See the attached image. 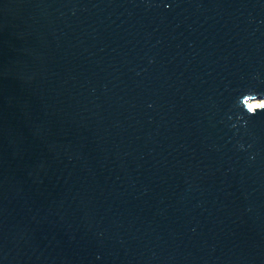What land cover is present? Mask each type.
<instances>
[{
  "label": "water",
  "instance_id": "water-1",
  "mask_svg": "<svg viewBox=\"0 0 264 264\" xmlns=\"http://www.w3.org/2000/svg\"><path fill=\"white\" fill-rule=\"evenodd\" d=\"M249 89L264 0H0V264H264Z\"/></svg>",
  "mask_w": 264,
  "mask_h": 264
},
{
  "label": "clouds",
  "instance_id": "clouds-1",
  "mask_svg": "<svg viewBox=\"0 0 264 264\" xmlns=\"http://www.w3.org/2000/svg\"><path fill=\"white\" fill-rule=\"evenodd\" d=\"M233 108L236 110V115L235 122L231 127L237 128L239 125L246 128L249 122L246 117H254L258 113L264 112V94L251 89L246 90L235 98ZM229 119L231 120L233 117L229 116ZM240 148L244 149V145H240Z\"/></svg>",
  "mask_w": 264,
  "mask_h": 264
}]
</instances>
